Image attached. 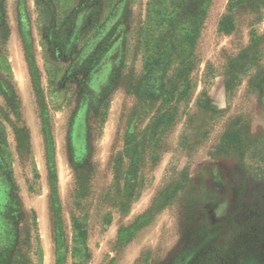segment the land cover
I'll list each match as a JSON object with an SVG mask.
<instances>
[{
    "label": "rangeland",
    "instance_id": "1",
    "mask_svg": "<svg viewBox=\"0 0 264 264\" xmlns=\"http://www.w3.org/2000/svg\"><path fill=\"white\" fill-rule=\"evenodd\" d=\"M0 264H264V0H0Z\"/></svg>",
    "mask_w": 264,
    "mask_h": 264
},
{
    "label": "trees",
    "instance_id": "2",
    "mask_svg": "<svg viewBox=\"0 0 264 264\" xmlns=\"http://www.w3.org/2000/svg\"><path fill=\"white\" fill-rule=\"evenodd\" d=\"M45 2L47 1V0H44Z\"/></svg>",
    "mask_w": 264,
    "mask_h": 264
}]
</instances>
